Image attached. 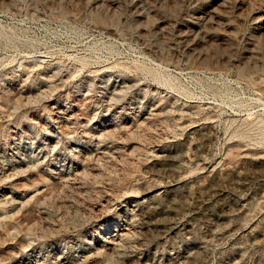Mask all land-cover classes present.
<instances>
[{"label":"rangeland","instance_id":"rangeland-1","mask_svg":"<svg viewBox=\"0 0 264 264\" xmlns=\"http://www.w3.org/2000/svg\"><path fill=\"white\" fill-rule=\"evenodd\" d=\"M0 264H264V0H0Z\"/></svg>","mask_w":264,"mask_h":264}]
</instances>
